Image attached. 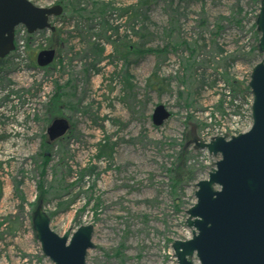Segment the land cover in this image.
<instances>
[{"label": "rangeland", "instance_id": "1", "mask_svg": "<svg viewBox=\"0 0 264 264\" xmlns=\"http://www.w3.org/2000/svg\"><path fill=\"white\" fill-rule=\"evenodd\" d=\"M93 1L105 4L103 15L92 13ZM93 1L79 0L81 16L65 7L50 19L56 29L39 34L38 46L24 36L25 50L17 46L4 58L0 221L11 217L0 225V264L51 263L31 223L40 181L53 231L93 225L87 264H177L171 244L191 236L185 210L195 201V183L219 157L193 139L250 126L242 103L239 113L230 107L223 74L246 88L261 59L258 51L254 60L249 55L259 1L144 0L130 20L120 8L139 0ZM45 44L56 53L38 66ZM56 84L62 97L53 98ZM158 104L170 115L154 125ZM55 119L67 129L50 135ZM99 143L107 146L101 153ZM179 153L191 179L177 173ZM72 197L73 204L58 206Z\"/></svg>", "mask_w": 264, "mask_h": 264}, {"label": "water", "instance_id": "2", "mask_svg": "<svg viewBox=\"0 0 264 264\" xmlns=\"http://www.w3.org/2000/svg\"><path fill=\"white\" fill-rule=\"evenodd\" d=\"M61 13L60 4L42 7L30 0H0V60L15 48L16 26L23 25L28 33L44 28L53 31L49 19ZM255 25L261 59L253 65L248 81L252 125L229 139H193L198 149L219 157L207 178L195 183V201L185 210L191 236L171 244L177 264H264V0H259ZM53 55L52 49L42 50L37 63H48ZM169 115L158 104L151 120L160 125ZM66 129L65 120L55 119L48 132L62 134ZM31 223L42 253L51 262L45 264H87V251L94 247L92 224L59 235L51 229L50 217L40 202Z\"/></svg>", "mask_w": 264, "mask_h": 264}, {"label": "trees", "instance_id": "3", "mask_svg": "<svg viewBox=\"0 0 264 264\" xmlns=\"http://www.w3.org/2000/svg\"><path fill=\"white\" fill-rule=\"evenodd\" d=\"M62 1L64 2V5H65L64 9H65V7L68 8V9H71V11L74 13L75 16H81V12L85 11V8L80 6L79 0H62ZM257 1H259V0H257ZM142 2H144V0H139L138 4L135 5V6L131 5V6H128V7L120 8L121 14L128 15L129 16V20H130L131 18H133L132 17L133 14L136 16V9L141 5ZM91 5H93V8H92L93 12L92 13H95V14H98V15H103L105 13V8H106L105 4L93 1V2H91ZM253 27H255V23H253ZM255 34H257L256 44H255V46H253L251 48V50L249 52V55H250L251 59H253V60L255 59V57L257 55L256 53H258L257 52L258 51L257 50V42H258V33H257V31H255ZM127 50L130 51L129 46H128ZM148 50H151V49H148ZM230 60L232 61L233 59H230ZM4 63H5L4 59H1L0 60V72L2 71ZM223 75L225 76V81H226V83L228 85L227 88L231 89V90H229L230 92L228 93L230 95L228 103H229L230 107L234 108L236 113H239L241 111L240 109L242 108V105H243V102H244V99H245V94H246V92H248V86H246V88H240V85L243 87L242 83L238 82L237 80H234V78H232V77H229L227 73H224ZM125 77H127V78L129 77L128 72H125ZM226 89H225V92H226ZM59 90L62 91V86L56 84V91H58L59 94L54 93L53 94V98H56V97H58L60 95ZM63 95L66 96V94H64V93H63ZM60 97H62V96L60 95ZM219 101L220 102H219L218 106H219V108H221V107H223V101L224 100L220 99ZM241 103H242V105H241ZM64 105H66V106L68 105L71 108L74 107V105L73 104L71 105V103H68V104L64 103ZM99 146H100V148H99V152L100 153L103 151V149L105 147H107L106 144L105 145H101L100 143H99ZM177 158H178V160H177L178 161V165H177V168H178L177 173H178V175H180L181 177H184V174H188L189 175L188 178L191 179L192 178V175H191L192 174V170H190L186 166L187 157H185V153H183L182 155L179 153ZM37 187H38V196L36 198V202H41L42 205H43V204H45L48 201V196H47L48 195V189L44 187V184L42 183V181H40L38 183ZM50 189H51V187H50ZM20 198H21V202H23L24 201V196H21ZM74 199L75 198L72 197L69 200H65V203H64V201H60L58 206H62V204H66V205L69 206V205L74 203ZM53 213H56V212H52V214ZM10 217L11 216H8V217H5V218L1 219L0 225L1 224H5L6 221L10 220Z\"/></svg>", "mask_w": 264, "mask_h": 264}, {"label": "built area", "instance_id": "4", "mask_svg": "<svg viewBox=\"0 0 264 264\" xmlns=\"http://www.w3.org/2000/svg\"><path fill=\"white\" fill-rule=\"evenodd\" d=\"M19 37H20V40H19V46L21 47V49L23 50V45H24V39H23V37H24V35H25V30L24 29H22L20 32H19ZM23 40V41H22ZM39 40L40 41H42L41 40V38L40 37H36L35 38V40H34V46H37L38 45V43H39ZM243 106H244V108H246V112H245V118H246V120L247 121H249V123H250V110H249V106H250V100H248L247 101V103H245V104H243Z\"/></svg>", "mask_w": 264, "mask_h": 264}, {"label": "flooded vegetation", "instance_id": "5", "mask_svg": "<svg viewBox=\"0 0 264 264\" xmlns=\"http://www.w3.org/2000/svg\"><path fill=\"white\" fill-rule=\"evenodd\" d=\"M55 29H56V28H55ZM51 49L55 51V52H54V54H55V53H56V50H55L54 48H52V47H51ZM43 60H44V56L41 57V58H39V59H38V62H42Z\"/></svg>", "mask_w": 264, "mask_h": 264}]
</instances>
